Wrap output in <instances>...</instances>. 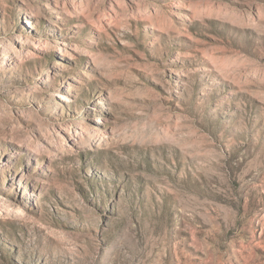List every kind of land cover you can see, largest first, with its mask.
Wrapping results in <instances>:
<instances>
[{
	"label": "rangeland",
	"instance_id": "374dc122",
	"mask_svg": "<svg viewBox=\"0 0 264 264\" xmlns=\"http://www.w3.org/2000/svg\"><path fill=\"white\" fill-rule=\"evenodd\" d=\"M0 264H264V0H0Z\"/></svg>",
	"mask_w": 264,
	"mask_h": 264
}]
</instances>
